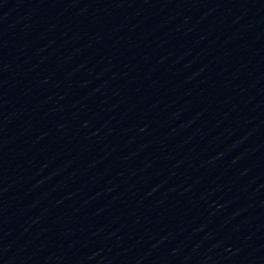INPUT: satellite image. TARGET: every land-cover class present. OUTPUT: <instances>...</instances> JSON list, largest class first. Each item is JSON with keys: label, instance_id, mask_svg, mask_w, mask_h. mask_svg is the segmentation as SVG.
Wrapping results in <instances>:
<instances>
[{"label": "water", "instance_id": "obj_1", "mask_svg": "<svg viewBox=\"0 0 264 264\" xmlns=\"http://www.w3.org/2000/svg\"><path fill=\"white\" fill-rule=\"evenodd\" d=\"M0 264H264V0H0Z\"/></svg>", "mask_w": 264, "mask_h": 264}]
</instances>
